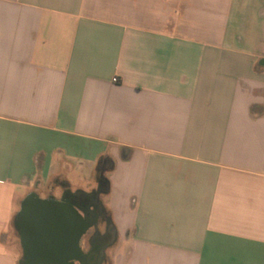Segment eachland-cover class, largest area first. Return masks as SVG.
Returning <instances> with one entry per match:
<instances>
[{"label":"crops","instance_id":"crops-1","mask_svg":"<svg viewBox=\"0 0 264 264\" xmlns=\"http://www.w3.org/2000/svg\"><path fill=\"white\" fill-rule=\"evenodd\" d=\"M64 189L104 264H264V0H0V264Z\"/></svg>","mask_w":264,"mask_h":264},{"label":"water","instance_id":"water-1","mask_svg":"<svg viewBox=\"0 0 264 264\" xmlns=\"http://www.w3.org/2000/svg\"><path fill=\"white\" fill-rule=\"evenodd\" d=\"M32 199L34 202L31 205L35 207L36 212L31 216L28 225L22 226V219L28 213ZM14 226L19 234L24 255H36L35 264H65L66 259L62 253L76 254L79 250V239L88 229V226H84L71 232V226L58 205L34 198V195H29L22 202Z\"/></svg>","mask_w":264,"mask_h":264},{"label":"flooded vegetation","instance_id":"flooded-vegetation-1","mask_svg":"<svg viewBox=\"0 0 264 264\" xmlns=\"http://www.w3.org/2000/svg\"><path fill=\"white\" fill-rule=\"evenodd\" d=\"M101 190L90 195H83L70 193L67 189H64L58 198L49 197L44 199L49 202H55L64 212L67 222L71 226V232L88 226V229L79 239L78 252L74 255L68 252L62 253L66 259L65 264H104L106 262V249L112 238V230L110 229L108 216L99 201ZM34 198L37 197L34 195ZM33 202L34 199L30 201L28 213L22 219V226H27L31 216L36 212L35 207L31 205ZM98 224L105 225V232L95 231L90 235V230L96 229ZM82 244L86 245V247H83ZM55 255H58V253H55ZM35 257L36 255H24L22 250L21 264H35Z\"/></svg>","mask_w":264,"mask_h":264},{"label":"rangeland","instance_id":"rangeland-1","mask_svg":"<svg viewBox=\"0 0 264 264\" xmlns=\"http://www.w3.org/2000/svg\"><path fill=\"white\" fill-rule=\"evenodd\" d=\"M102 193V192H100ZM95 231H98L100 233H104L105 232V225L104 224H98L96 229H91L89 234L91 235L92 233H94ZM16 237V235H14ZM83 247H86V245L82 244ZM111 246H108L107 249H111ZM109 252V250H108Z\"/></svg>","mask_w":264,"mask_h":264}]
</instances>
